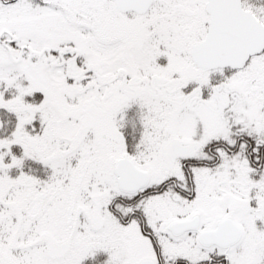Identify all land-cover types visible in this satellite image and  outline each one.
I'll use <instances>...</instances> for the list:
<instances>
[{"label": "snow or ice", "instance_id": "snow-or-ice-1", "mask_svg": "<svg viewBox=\"0 0 264 264\" xmlns=\"http://www.w3.org/2000/svg\"><path fill=\"white\" fill-rule=\"evenodd\" d=\"M0 264H264V0H0Z\"/></svg>", "mask_w": 264, "mask_h": 264}]
</instances>
